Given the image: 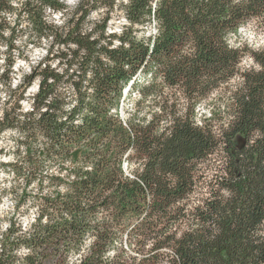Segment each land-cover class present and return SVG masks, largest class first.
Segmentation results:
<instances>
[{
    "label": "trees",
    "instance_id": "1",
    "mask_svg": "<svg viewBox=\"0 0 264 264\" xmlns=\"http://www.w3.org/2000/svg\"><path fill=\"white\" fill-rule=\"evenodd\" d=\"M116 2L79 0L58 27L44 12L66 15L59 0H0V32L18 11L29 44L50 42L23 75L38 84L27 109L11 88L15 60L0 73L15 99L0 133L18 136L0 165L17 180L15 207L36 209L25 228L7 223L0 264H264V47L229 43L252 20L264 28V0H128L129 23L109 33ZM150 21L158 32L138 37ZM246 55L258 67L241 70ZM222 87L223 109L199 124V104ZM125 239L146 252L139 261Z\"/></svg>",
    "mask_w": 264,
    "mask_h": 264
},
{
    "label": "rangeland",
    "instance_id": "2",
    "mask_svg": "<svg viewBox=\"0 0 264 264\" xmlns=\"http://www.w3.org/2000/svg\"><path fill=\"white\" fill-rule=\"evenodd\" d=\"M13 5L16 7L20 6V3L24 0H10ZM67 5L68 13L64 15L62 11H53L46 9L45 16L46 20L53 25L61 27L64 25L66 19L70 17V13L74 11L77 6L79 0H59ZM127 4V1L118 0L116 2V6L113 9L111 19L109 21L108 32H117L119 33L122 28L128 23L125 22V10L124 5ZM18 11L15 13H9L5 16L7 17V23L5 29L0 32V73L1 69L6 67L7 59L11 57L15 60V63L12 67V73H10L11 77V88L15 90L13 92L14 98L21 95L24 91L23 96L24 99L20 101L22 103V107L27 109L29 107L28 96L34 92L33 87L36 89V85L32 84L28 88L22 85L23 83V75H26L31 72L32 66H36L39 62H41L46 57V50L50 45V42L46 39H41L38 45L29 44V40L37 42V38L33 31L30 30L29 26H27V18L25 16H17ZM100 19V12L93 11L90 14V22L86 24V27H92L93 22ZM16 25V26H15ZM18 25V26H17ZM15 26L14 38L16 39V47L17 49L12 52L8 51L6 48V41L10 37L9 29ZM21 27L24 30L20 31ZM156 23L153 21L148 22V24L138 32V37L146 38L148 36L154 35ZM26 31V32H24ZM39 42V41H38ZM229 43L233 47H247L250 49H260L264 47V28L261 23L257 20H252L249 23L243 25L239 32L236 34H231ZM56 48H54L55 50ZM246 57H250V55H246L241 63L239 64V68L241 70L248 69L249 60ZM246 59V60H245ZM245 60V61H244ZM252 67V66H251ZM6 81V78H5ZM238 82V79L232 80L230 83V87L235 85ZM233 84V85H231ZM22 85V88H20ZM8 85L5 84L4 80H0V112L3 107L10 108L14 103L13 97H11V91L7 88ZM17 88V89H16ZM25 89V90H24ZM227 89L222 87L220 90L216 91L209 99L199 104L198 113H199V121L205 116H208L210 111H214L215 109H223L225 98L223 99L224 92ZM133 97H129L123 104L122 111L125 115H128L133 108ZM197 118V119H198ZM225 119V118H224ZM227 119V118H226ZM225 119V120H226ZM220 125V121H217V125ZM17 135L15 132L7 130L0 133V163L7 162L14 154L16 149V139ZM21 181V179H20ZM17 183L15 176L11 171H5L3 169V165H0V189L7 192L0 194V234L6 230V225L10 221L16 223L17 225H22L24 228L32 222L33 218L36 214V209L31 204V198H28V205L24 208L22 207L20 210L15 207L16 202L18 200L17 194H13L11 192V187ZM20 190V188H19ZM19 193V192H18ZM122 247L127 253V255L135 260L139 261L146 252L139 250L133 243L129 240L125 239L122 242ZM148 248V246H147Z\"/></svg>",
    "mask_w": 264,
    "mask_h": 264
},
{
    "label": "built area",
    "instance_id": "3",
    "mask_svg": "<svg viewBox=\"0 0 264 264\" xmlns=\"http://www.w3.org/2000/svg\"><path fill=\"white\" fill-rule=\"evenodd\" d=\"M118 1V0H117ZM246 58H248V60H249V63H248V68H252V67H258V64L254 61V59H253V57L252 56H250V57H246ZM246 60V59H245ZM244 60V61H245ZM252 66V67H251ZM36 85V89L33 87V89H34V92L37 90V88H38V84L37 83H34V86ZM197 121H198V123H199V118L197 119ZM199 124H201V123H199Z\"/></svg>",
    "mask_w": 264,
    "mask_h": 264
},
{
    "label": "bare ground",
    "instance_id": "4",
    "mask_svg": "<svg viewBox=\"0 0 264 264\" xmlns=\"http://www.w3.org/2000/svg\"><path fill=\"white\" fill-rule=\"evenodd\" d=\"M126 1H128V0H126ZM123 2H124V0H123ZM125 22L126 23H129L128 22V19H127V17L125 18ZM156 27H157V25H156ZM155 33H154V35L158 32V27L157 28H155V31H154ZM35 218V217H34Z\"/></svg>",
    "mask_w": 264,
    "mask_h": 264
}]
</instances>
